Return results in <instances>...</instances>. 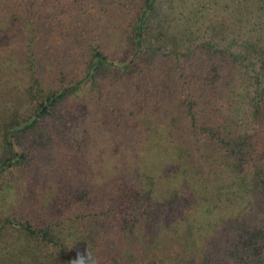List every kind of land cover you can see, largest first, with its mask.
Masks as SVG:
<instances>
[{
	"label": "trees",
	"instance_id": "trees-1",
	"mask_svg": "<svg viewBox=\"0 0 264 264\" xmlns=\"http://www.w3.org/2000/svg\"><path fill=\"white\" fill-rule=\"evenodd\" d=\"M28 1L23 0L21 14L30 27L37 20L33 7L40 1ZM239 1L237 9L229 6L231 15L244 12L239 7L247 0ZM256 1L258 12L264 10V0ZM139 9L131 21V31L123 38V55L118 61L103 53L101 45L91 44L74 67L58 72L53 83L43 79L35 40L26 39L23 111L14 107L2 124L0 175L20 159L26 160L18 133H35L42 122L53 118L88 85L92 94L97 92L93 99L112 111L115 121L126 118L132 123L149 107L158 113L169 106L166 129L173 162L177 159V168H185L194 165L186 155H201L195 168H203L196 182L202 202L193 223L186 216V226L175 222L160 227L165 229L162 234L174 229L167 242L171 245L181 241V254L191 261L200 257L199 264H264V34L245 43V54L241 55L212 41L199 45L201 39L194 34H176L168 24L169 17L159 19L157 0H140ZM253 11L250 8V13ZM225 22L223 18L212 28L222 29ZM180 57L183 64L188 61V70L184 67L182 73L175 69ZM250 67L256 78L249 76ZM201 138L205 141L203 153L194 150L192 141L201 142ZM119 180L121 183V178L113 179L108 186V200L118 194ZM182 180V189L193 183ZM141 185L139 204L145 197L168 198L172 203L185 194L174 185L166 195H157L156 182L149 175ZM94 192L83 186L75 188L70 198L86 200ZM103 200L93 196L90 209L110 205ZM105 212L104 221L74 234L59 229L58 221L44 225L30 218L0 217V264H79L81 259L88 264H135L143 247L160 243L153 234H149L150 240L144 238L145 232L156 230L153 221L142 222L129 212L121 217L113 216L111 210ZM181 226L186 228L184 232L177 228ZM196 228L201 236L196 243H203L211 232L216 234L211 249L201 247L199 255L191 249ZM70 238H75V243L68 247L65 242ZM169 264H176V259L169 260Z\"/></svg>",
	"mask_w": 264,
	"mask_h": 264
},
{
	"label": "rangeland",
	"instance_id": "rangeland-1",
	"mask_svg": "<svg viewBox=\"0 0 264 264\" xmlns=\"http://www.w3.org/2000/svg\"><path fill=\"white\" fill-rule=\"evenodd\" d=\"M35 1H40L33 7L37 20L32 21L36 24L33 22L34 25L28 27L21 14L23 0H0V130L14 107L23 111V88L27 85L23 70L26 39L35 40L43 79L53 83L58 72L74 67L79 55L88 52L91 44L101 45L103 53L112 61H118L123 55V38L131 31V21L140 11V0ZM239 2L157 0L158 17L163 20H166L164 16L169 17L168 24L178 35L199 37V45L212 41L242 55L245 43L254 42L264 34L261 33L264 31V10L261 8L258 12L257 1L247 0L239 7L243 13L235 11L231 15L229 6L235 10ZM250 8L254 10L252 13ZM223 18L227 21L223 28L213 29ZM182 59L180 57V62L175 64L178 73H182L184 67L188 70V61L183 64ZM248 72L256 78L251 67ZM89 87L68 101L65 108L58 109L53 118L42 122L35 133H18L26 150V160L20 159L1 171L0 217L30 218L44 225L58 221L59 229L74 234L75 231L86 232L93 223L104 221L105 210H111L115 217L129 212L142 222L153 221L156 230L145 232L144 238L147 236L146 241L150 240L149 234H153L160 242L143 247L144 253L136 256L135 264H169L172 259H176V264H199L200 257L191 261L185 253L181 254V241L171 245L167 242L174 229L162 234L165 229L162 231L160 227L173 226L175 222L186 226L187 221L183 220L186 216L189 223H193L202 202L196 182L203 168H195L201 155L196 152L191 154L192 158L186 155L194 165L185 168H177V159L173 162L166 129L169 106L158 113L149 107L142 118L135 117L132 123L126 118L115 121L112 111L93 99L97 92L92 94ZM192 141L194 150L203 153L204 138L201 142ZM1 146L0 134V151ZM16 149L19 151L18 146ZM146 175L156 182L157 195L159 192L166 195L174 185L181 190L184 178L193 183L183 188L185 194L172 203L168 198L145 197L139 204L137 194ZM116 178H121L118 194L108 200V186ZM83 186L94 189V195L89 193L86 200L71 199L72 191ZM93 196L104 199V204L111 206L90 209L89 201ZM177 228H181L180 232L186 229ZM198 234L196 228L191 248L197 255L201 247L210 250L212 239L216 238L211 232L204 244L196 243L201 237Z\"/></svg>",
	"mask_w": 264,
	"mask_h": 264
},
{
	"label": "clouds",
	"instance_id": "clouds-1",
	"mask_svg": "<svg viewBox=\"0 0 264 264\" xmlns=\"http://www.w3.org/2000/svg\"><path fill=\"white\" fill-rule=\"evenodd\" d=\"M65 243H66V246L71 247V246H73L74 243H75V238H70V239H68ZM90 258H91V251H90V254H89V259H90ZM79 264H88V261H86V260H84V259H81V260L79 261Z\"/></svg>",
	"mask_w": 264,
	"mask_h": 264
}]
</instances>
